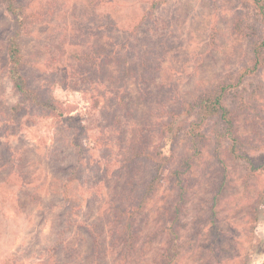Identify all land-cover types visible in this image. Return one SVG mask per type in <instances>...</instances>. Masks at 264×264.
<instances>
[{"label": "rangeland", "instance_id": "rangeland-1", "mask_svg": "<svg viewBox=\"0 0 264 264\" xmlns=\"http://www.w3.org/2000/svg\"><path fill=\"white\" fill-rule=\"evenodd\" d=\"M18 1L31 16L24 74L41 100L51 93L66 112L11 110L19 101L6 67L12 20L0 2V264H122L114 207L140 198L155 172L148 163L121 168L124 156L139 140L188 155L183 131L163 139L156 128L189 101L226 88L246 151L264 162V46L260 70L240 80L255 66L250 37L263 40L254 0H165L155 9L162 0ZM103 53L128 64L105 66ZM211 128L179 204L175 264H264V172L227 156L221 166ZM174 201L166 178L134 225L148 246L126 264H155L173 249L165 211Z\"/></svg>", "mask_w": 264, "mask_h": 264}, {"label": "trees", "instance_id": "trees-1", "mask_svg": "<svg viewBox=\"0 0 264 264\" xmlns=\"http://www.w3.org/2000/svg\"><path fill=\"white\" fill-rule=\"evenodd\" d=\"M0 2L4 5L12 20V30L6 45V67L13 89L19 95V101L11 110L18 112L22 109L33 107L48 113L51 117L63 118L66 110L62 102L51 93H44L46 95L45 100H41L40 88L32 86L29 78L24 74L26 62L21 38L28 31L31 24V16L27 13L26 6L18 0H0ZM164 2L165 0L156 2L153 5V9L158 4ZM254 4L258 9L261 25L264 28V0H254ZM249 42L252 46L251 51L255 59V66L251 69L246 68L247 70L240 75V80L253 75L255 71L258 72L262 64L259 57L262 54V47L264 46V34L261 42L255 40L254 37H250ZM100 55L108 57L105 60V66L123 65L126 67L128 64L126 58L118 54L106 55L103 53ZM130 73V68L125 69L123 77H127ZM225 91L226 88H223L220 92H215V94L197 98L198 101H189L186 105L182 106V109L180 108V112L174 108L169 109L167 111V121L163 124L160 122V126L156 128V131L164 135L163 139L168 138L169 135L176 136L183 131L190 151L188 155H180L175 158V156L165 154L163 144L154 145V142L139 140L130 146L127 154L124 156L121 168L132 169L137 162L148 163L152 165L155 172L151 179L144 184L143 187L145 188L140 198L129 197L125 199L126 201L123 200L127 203L126 206L122 204L114 207L116 212L113 214L114 224L112 228L116 234L112 236L111 241L113 247L118 249V257L122 264L131 261L138 250L143 249L145 251L144 246H148L146 241H143V237L139 236L137 231H135L134 225L136 226V219L145 208L147 197L151 196L166 178L173 184L175 195L174 203L169 205L165 211V214L170 217V220L167 221L175 228L173 232L174 236H172L174 247L173 249H169V253L167 252L166 255H163L161 260H158L155 264H175L178 262L181 254L180 246L176 245V241L181 239V233H179V228H177L180 225L179 216L181 214L179 204L193 180L192 170L194 169L195 159L202 155L203 149L207 147L210 141L206 132L209 126L210 128L212 127L211 132L215 136V152L217 151V159L221 166H226L224 157L227 156L230 159H234L232 161L247 163L250 166V170L264 172V162L256 164L246 151V142L237 132L234 113L227 104ZM182 116L183 118L181 119ZM189 118L192 120H188ZM186 120H188L187 124L184 123ZM211 122L215 123L211 125ZM148 125L152 127L150 123ZM78 128V125H69V129L71 130L75 131ZM77 142H70L66 146L70 148L74 145L76 150H78V159H82L80 151L82 149L78 144L79 142ZM7 163L11 164V160ZM131 182L133 181L130 180ZM258 204L264 210V192L259 197ZM69 224H71V221ZM65 230L62 229L59 235H62ZM91 233L93 234V231ZM93 239V253L98 254V247L102 243V239L98 236Z\"/></svg>", "mask_w": 264, "mask_h": 264}]
</instances>
